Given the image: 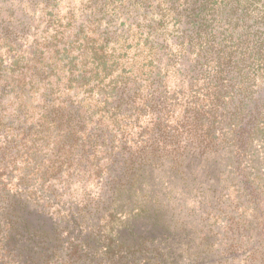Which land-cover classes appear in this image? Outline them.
I'll return each mask as SVG.
<instances>
[{
    "label": "trees",
    "instance_id": "1",
    "mask_svg": "<svg viewBox=\"0 0 264 264\" xmlns=\"http://www.w3.org/2000/svg\"><path fill=\"white\" fill-rule=\"evenodd\" d=\"M0 264H264V0H0Z\"/></svg>",
    "mask_w": 264,
    "mask_h": 264
},
{
    "label": "rangeland",
    "instance_id": "2",
    "mask_svg": "<svg viewBox=\"0 0 264 264\" xmlns=\"http://www.w3.org/2000/svg\"><path fill=\"white\" fill-rule=\"evenodd\" d=\"M61 4H65L64 2H61Z\"/></svg>",
    "mask_w": 264,
    "mask_h": 264
}]
</instances>
